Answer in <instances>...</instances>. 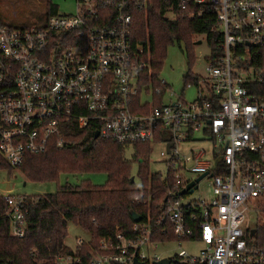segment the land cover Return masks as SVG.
<instances>
[{
  "label": "built area",
  "instance_id": "built-area-1",
  "mask_svg": "<svg viewBox=\"0 0 264 264\" xmlns=\"http://www.w3.org/2000/svg\"><path fill=\"white\" fill-rule=\"evenodd\" d=\"M132 4L162 9L169 20L214 17L212 30L222 34L223 55L208 58L206 91L199 78L192 101L183 95L165 98L167 83H153L149 42L132 39ZM261 45L264 0H76L74 12L56 13L44 25L0 22V170H19L27 154L42 153L50 144L61 147L72 124L93 123L98 136L123 144L153 142L166 130L172 134L169 151L163 141L160 155H169L174 189L154 225L140 220L129 235L78 238L54 264H156L162 258L149 259L141 249L163 223L165 237L204 245L197 256L179 251L167 258L169 264H264V242L256 230L250 236L251 228H242L248 202L264 200V101L248 92L252 71L238 68L232 56L241 47ZM200 133L213 144L211 161L203 159L202 149L183 155L176 149V143ZM219 163L225 171L215 174ZM186 173L212 174L209 200L181 203L193 181ZM7 175L0 178V217L20 238L26 229L25 195L14 192Z\"/></svg>",
  "mask_w": 264,
  "mask_h": 264
},
{
  "label": "trees",
  "instance_id": "trees-1",
  "mask_svg": "<svg viewBox=\"0 0 264 264\" xmlns=\"http://www.w3.org/2000/svg\"><path fill=\"white\" fill-rule=\"evenodd\" d=\"M46 13V21L57 13V6L49 0ZM130 14L133 41H148L150 44L152 78L156 86L159 85L157 74L169 43L185 40L191 46L194 35L205 34L210 56L223 55L220 46L222 34L216 29L212 30L214 17L208 14L200 18L178 17L169 20L164 18L162 9L146 11L138 9L136 4L131 5ZM0 22L14 26L5 23L1 17ZM238 55L241 57L237 58ZM232 56L237 60L238 68L252 71L249 75L253 79L245 84L248 92L264 101V45L241 47ZM188 70L185 77L198 85L199 77L190 73V66ZM96 129L93 123L84 128L72 124L65 131V141L61 147L50 144L42 153L25 156L19 170L33 182L57 181L61 174L84 172H104L106 181L102 185H95L84 180L77 187L65 184L57 186L54 191L24 194L26 229L23 237L11 235L9 220L0 217L1 264H54L57 255L70 252L65 243L68 222L87 231L92 240L97 241L117 231L131 234L133 213L138 214L140 220H148L154 225L167 208L170 203L167 192L174 189V180L170 172L165 177L150 172L152 142L118 143L96 136ZM160 141L172 142L171 132L166 130L156 134L153 142ZM128 147L133 150L130 159L126 157ZM135 161L138 163L136 175L141 187L135 184L131 176ZM0 164L3 165L1 160ZM224 171V165L219 163L214 173ZM141 194L143 199L136 200L135 196ZM3 209L4 201L0 197V212ZM185 210L189 212L188 207ZM165 225L157 226L159 231L155 240L173 239L172 234L165 237L161 233ZM255 228L257 239L263 243L264 224L259 221Z\"/></svg>",
  "mask_w": 264,
  "mask_h": 264
},
{
  "label": "rangeland",
  "instance_id": "rangeland-1",
  "mask_svg": "<svg viewBox=\"0 0 264 264\" xmlns=\"http://www.w3.org/2000/svg\"><path fill=\"white\" fill-rule=\"evenodd\" d=\"M48 0H0V17L14 26H40L44 25L47 17L46 4ZM57 6L58 14H68L75 11L76 0H49ZM192 45H187L185 40L179 43L174 41L169 43L165 50L163 63L161 64L157 80H164L167 83V91L165 98L170 97L175 100L178 96L183 95L186 101H192L197 95V86L191 83L185 77L190 66V73L198 76L202 82L201 86L206 91V82H209L208 71L206 70L208 58L211 55L210 47L206 40L205 34H196L192 38ZM189 57V58H188ZM156 86V85H155ZM150 91L153 90L151 85ZM172 93V96L169 94ZM151 100V96H149ZM194 140L182 141L176 143V149L183 155L190 151L197 152L204 150L203 159L212 160L213 144L207 138H202V133L196 134ZM165 149L163 141L152 142L150 145L149 170L152 173H159L165 177L167 175L166 160L169 155L161 156L160 152ZM132 147H128L126 157L132 156ZM138 163H132L131 176L136 185L141 187V182L136 175ZM7 173L10 175V182L14 186L15 193L22 194H38L47 191L56 190L57 186L69 184L72 187H77L82 181H89L95 185H102L106 181L104 172H84L76 174H61L57 181L48 182H33L26 179L18 169L0 170V178H5ZM200 174L186 173L184 176L196 182V188L193 192L188 193L180 198L181 203H187L192 199L201 197L204 200H209L212 197L211 178L205 176L199 178ZM261 221L264 224V200L261 202H248L247 208L244 209V222L242 228H254L257 222ZM87 241L91 238L90 233L83 230L79 226L68 222L67 237L65 243L69 248H73L76 239ZM203 243L198 240H185L177 243L174 239L160 240L153 239L142 247L144 255L151 259L156 256L160 258H173L181 250L187 254L197 256L203 248Z\"/></svg>",
  "mask_w": 264,
  "mask_h": 264
},
{
  "label": "water",
  "instance_id": "water-1",
  "mask_svg": "<svg viewBox=\"0 0 264 264\" xmlns=\"http://www.w3.org/2000/svg\"><path fill=\"white\" fill-rule=\"evenodd\" d=\"M95 135L97 136V133H95ZM170 146H171V143H168V144L166 145V150H167V151H169ZM211 176H212V174L209 175V177H211ZM8 177H9V176L7 175V178H8ZM202 177H204V174L199 175V178H202ZM193 185H195V181H192V182H190V183L187 185V189H188L187 192H188V193H191V192L193 191ZM185 191H186V188H184V189L182 190L181 193H183V192H185ZM132 218H133V221H134V222H138V221H140V219H141V217H140L138 214H136V213H133V214H132ZM255 230H256L255 228H251V229L249 230V235L252 236L253 233L255 232ZM156 264H169V259H167V258H162V259L156 261Z\"/></svg>",
  "mask_w": 264,
  "mask_h": 264
}]
</instances>
